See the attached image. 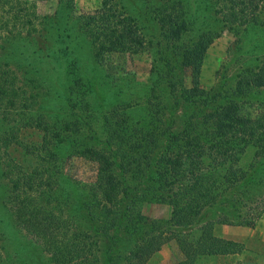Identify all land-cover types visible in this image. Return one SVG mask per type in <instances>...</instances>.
<instances>
[{
    "label": "trees",
    "instance_id": "trees-1",
    "mask_svg": "<svg viewBox=\"0 0 264 264\" xmlns=\"http://www.w3.org/2000/svg\"><path fill=\"white\" fill-rule=\"evenodd\" d=\"M111 4L112 0H104V9L98 17L104 26H101V29L91 27V31H94L97 40L100 39L102 44H114L113 36L118 32L110 26L116 17V11L112 12ZM150 7L161 33L175 45L174 58L164 56L167 68L153 71L154 78L152 77L147 92L143 94L148 101L147 112L151 115L146 126L140 125L139 119L128 112L133 108L128 103L113 101L112 107L104 113L105 141L102 139L100 142L106 144L108 151L112 152L113 161L109 162L107 157H101L100 165L103 171L97 181L98 189L95 192L90 187L89 195L86 198L83 196L85 200L81 202L84 211L81 215L78 208L76 211L79 217L85 218L87 210L90 220L99 219L96 235H109L113 230V235L109 236L111 245L105 252L108 254L111 250H116L123 241L119 230L126 225L130 229V235L132 230L137 229V223L142 218L138 209L139 196L135 194L129 197V204L122 212V196L115 193L114 189L107 192L109 187L119 188L112 177V166L115 164L123 172L129 169H147L149 172L153 167L161 178L165 176L170 179H161V186H156V189L163 192L164 201L172 207L173 224L182 228L181 233L185 234L178 238L185 258L177 264H215L208 262L212 256L241 253L244 251V244L218 237L212 220L204 222L202 215L207 209L223 203L227 195L235 191L239 195L248 194L249 185L262 181L261 178L257 180L250 170H243L241 157L249 148L254 149L258 159L251 168L254 170L258 164L260 169H263L259 160L264 156V103L260 105L263 107L262 112H258L255 117L244 115L243 112H247L243 110L242 105L248 102L244 98L248 92L264 88V59L259 64L243 67L237 74L232 96L221 101L217 92L205 88L200 82L205 54L218 37L216 30H207L203 23L207 14H210L229 28L250 26L256 22L264 25V0H154ZM0 11V121L4 125V128H1V146L9 147L17 143L16 136L20 134L22 126H34L42 134V143L39 146L41 154L45 156L42 160L48 162L55 150L58 152V144L63 140H70L73 132L79 131L75 121L88 125V120H84L85 115L81 114L84 113L83 110L74 111L75 120H69L67 116L70 113L67 109L61 114L64 118L58 120L50 110L54 109L53 107L47 109V106L42 105L43 92L38 90L43 85L40 81L50 82L61 77L63 83L68 82L66 79L71 75V69L75 71L76 67L67 68L66 59L58 57L59 54H46L45 51L35 53V50L31 54L28 50L17 49L15 53L20 57L12 61L8 57L7 46L11 42L28 39L30 43L32 37L24 36V32L36 25V22L24 19L22 21L25 25L19 26V17L14 19L15 17L8 15L5 10ZM21 11L23 12V9ZM18 13L20 17H24ZM32 15L37 18L34 11ZM127 28L123 26L117 37L122 38L124 50L137 52L144 47L143 43L137 39L139 36H135L134 28ZM188 32H192V35L185 38ZM126 43L129 45L126 46ZM63 52L67 57V52ZM164 53L165 50L162 54ZM27 60L30 69L24 64ZM35 62L37 67L34 68ZM56 62H61L60 68ZM178 64L192 69L191 86L185 84V80L170 77ZM20 74H23V77ZM20 77L23 79L20 80ZM162 91L169 92L175 103L183 101L201 106V112L191 113L179 132H173L165 125L167 100ZM68 96L66 95L67 99ZM161 137L165 141L164 145H160ZM159 145L160 151L157 149ZM9 166L5 165L3 160V168L6 167L3 173L10 183L4 195L0 191V205L11 206L17 226L25 230L37 246L49 255L50 263H97L101 258L99 240L92 234V230H84L74 224V220L71 222L76 216H70V220L64 215L71 197H77L70 196L71 185L67 186V191L58 193L54 181L56 171L50 166L42 165L43 167L36 168L35 172L27 171L16 178ZM57 178L59 180L60 176ZM127 197L126 195L125 198ZM257 219L247 220L244 216L240 224L253 227ZM223 222L235 224L230 220ZM194 229L197 230L196 236L191 233ZM149 235L134 244L128 256L129 264H146L159 251L164 242L157 243ZM2 263L0 247V264ZM236 264L252 263L239 261Z\"/></svg>",
    "mask_w": 264,
    "mask_h": 264
},
{
    "label": "rangeland",
    "instance_id": "rangeland-1",
    "mask_svg": "<svg viewBox=\"0 0 264 264\" xmlns=\"http://www.w3.org/2000/svg\"><path fill=\"white\" fill-rule=\"evenodd\" d=\"M152 1L154 0H112V12L116 11V17L110 26H112L111 29H117L118 32L116 36H113L114 44H102L100 39L97 40L94 31H91V27L96 26L97 29H101V26H104L98 18L102 13L101 10L104 9V0H0V9L5 10L11 17L14 16V19L19 17V26L25 25L22 21L24 19L27 21L32 19L36 22V25L29 27L28 31L24 32V36L32 37L30 43L28 39V41L11 42L7 46L8 57L12 61L14 58L20 57L15 53L17 49L28 50L31 54L34 50L35 53L36 51H45L46 54L47 52L53 53L52 55L59 54L58 57L66 59L67 68L71 69L75 66L77 69V71L71 69V75L66 79L68 82L63 83L60 80L61 77L50 82L40 81L43 84L38 88L43 92L44 103L42 105L47 106L45 107L47 109L53 107L54 109L50 110L54 112L58 120L64 118L61 114L65 109L70 113L67 116L69 120H75L74 111L82 112V110L84 113L81 114L86 118L84 120H88V125L75 121L79 131L73 132L70 140L66 139L58 144L59 153L55 150L52 159H49L48 162L42 160L45 157L39 149L42 143V134L34 126H22L19 130L20 134L16 136L17 143H13L9 147L1 146L0 140V191L4 195L10 183L3 173L6 168H3V160L5 165H10L9 170L14 171L15 178L22 176L27 171L35 172L36 168L43 167L42 165L52 167L56 171L54 181L58 193L67 191V186L71 185L70 196H77L75 197L77 199L71 197L70 202L66 205L64 215L69 219L70 216L78 217V219L76 217L70 219L71 222L74 220L73 223L78 224L84 230L90 232L92 230V234L99 240L101 258L95 264H129L128 256L134 244L144 236L147 238L148 234L157 243L162 241L164 243L146 264H177L185 258L178 243V238L185 235L181 233L183 229L173 224L172 207L164 201L163 192L156 189V186H161V179L167 181L170 179L165 176L161 178L153 167L149 172L147 169L139 171H130L129 169L123 172L115 164L112 166L114 169L112 177L115 178L119 188L109 187L107 192L115 190V193L122 196L120 199L122 212L129 204V197L135 194L139 196L138 209L142 218L137 223V229L132 230L130 235L128 233L130 229L126 225L119 230L123 241L119 243L116 250H111L108 254L105 252L111 245L112 240L109 236L113 235V230L109 235H96L99 219L90 220L87 210H85L87 215L85 218L79 217L76 211L78 208L79 215L84 211L81 202L85 200L83 196L86 198L89 195V188L92 187L95 192L98 189L97 181L100 178V172L103 171L102 165H100L101 157H107L109 162L113 161L112 152L108 151L106 144L100 142L102 139L105 141L104 113L112 107L113 101L128 103L133 106L128 112L134 118L139 119L140 125L146 126L151 115L147 112L148 101L143 97V94L147 92L152 77L154 78L153 71L167 68L164 56L174 58L175 45L161 33L156 16L151 11ZM30 8L35 12L37 18H34ZM18 12H22L24 17H20ZM0 14H2L1 11ZM27 21L24 22L27 23ZM94 21L97 22L93 23ZM123 26L124 28L127 26V29L134 28L135 36H139L137 39L143 43L144 47L137 52L124 50L122 38L117 37ZM203 26H206L207 30H216L218 37L205 54L200 72V82L205 88L217 92L218 98L223 101L225 97L232 96L231 92L235 87L238 72L243 67L249 64H259L264 59V25L256 22L251 23L250 26L241 25L229 28L228 25L207 14ZM190 35L192 32L185 34V38H189ZM127 45L129 44L126 43ZM63 50L67 52V57ZM164 50L165 53L162 54ZM60 63L56 62L57 66ZM24 64H27L26 67L30 69L29 60ZM78 65L81 67L79 68ZM33 67H37V62ZM174 69V73L170 75L171 78L185 80V84L192 85L191 68L178 64ZM20 75L23 77V74ZM22 77L20 80L23 79ZM27 87L30 88V86ZM162 93L167 100L165 125L173 132L183 129L185 120L191 113L201 112V106L183 101L175 103L169 92L162 91ZM180 94L181 91L179 96ZM244 98L248 101L242 105L243 110L247 112H243L244 115L249 114L255 117L258 112H262L263 107L260 105L262 106V102L264 103L263 87L251 90ZM2 127L4 128V125L0 121V136L3 134ZM163 143L165 141L161 137L160 145ZM160 145L157 148L159 151ZM255 153L254 149L249 148L246 153L242 154L241 165L243 170H250L255 174L257 180L261 178L262 181L249 185L248 194L239 195L235 191V193L227 195L223 203L204 212L202 221L212 220L216 233L218 230L220 231L222 225H228L223 221L230 220L236 224L233 226H239L244 216L247 220L253 221L258 218V222H256L261 226L257 229L250 247L251 254L259 252V255H262L261 260L264 261V241L261 238V233L264 230V156L259 160L263 169L261 170L256 164L253 170L251 165L255 164L258 159L255 157ZM57 176H60L59 180ZM191 233L196 236L197 230L194 229ZM216 235L220 237L217 233ZM34 241L25 230L17 226L11 206L1 204L2 264H51L49 255ZM215 257L217 255L212 256L208 262L216 264Z\"/></svg>",
    "mask_w": 264,
    "mask_h": 264
},
{
    "label": "crops",
    "instance_id": "crops-1",
    "mask_svg": "<svg viewBox=\"0 0 264 264\" xmlns=\"http://www.w3.org/2000/svg\"><path fill=\"white\" fill-rule=\"evenodd\" d=\"M257 222L253 227L245 225L233 226L236 224L222 225L220 231L218 230L216 233L220 237H223L225 239L233 240L244 244V251L236 254L217 255V257H215L216 263L236 264L239 261H244L245 263L264 264V261L261 260L262 255H259V252L257 254H251V241L255 236L256 232L258 231L257 229L259 228V226H261ZM261 236L262 241H264V230L262 231Z\"/></svg>",
    "mask_w": 264,
    "mask_h": 264
}]
</instances>
